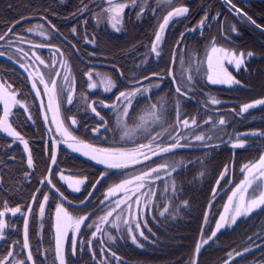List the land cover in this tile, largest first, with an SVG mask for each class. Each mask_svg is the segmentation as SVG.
<instances>
[{
	"label": "trees",
	"instance_id": "trees-1",
	"mask_svg": "<svg viewBox=\"0 0 264 264\" xmlns=\"http://www.w3.org/2000/svg\"><path fill=\"white\" fill-rule=\"evenodd\" d=\"M184 1L190 7L192 6L191 16L183 19V24L177 29H173V27L169 29L167 35L169 48L167 49L165 45L163 54L158 60H155L152 55L151 44L164 17L162 14L164 11L161 12L160 8L153 14L149 10L141 18L134 15L126 17L122 31L117 33L110 30L107 25L93 24L89 12L79 17L83 13L81 9L91 6V4L95 5L98 1L0 0V32L5 28L2 32L4 34L10 24L24 16L40 15L72 41L80 55L88 60V56L83 52L79 43L83 28L82 21L86 20L85 29L93 34L96 43L94 54L103 61L118 67L124 81L129 82L128 80L132 76L143 78L150 75L152 77L145 82H151L156 78L163 81L157 92H153L147 98L139 97L134 101L130 115L127 117L128 125L135 126L136 117L148 105L155 103L159 97L165 98V102L168 104L165 119L167 124H172L176 116L177 105H179L182 117L201 115L203 111L200 110V105L197 102L176 94L174 85L169 79L164 80L163 76L168 73L170 68L172 53L170 48L173 50L185 25L190 26V24L198 22L206 13L210 1L217 3L222 8L219 0H196V2L191 0L190 4L188 0ZM249 5L251 8L245 12L256 23L264 27V0L254 1ZM238 25L241 34L233 37L235 43L241 49L255 51L258 57L250 60L247 63V71L239 75L238 79L242 83V87L237 86L232 90L223 91L219 87L207 86L205 88L210 89L224 100L242 104L249 100L264 98V35L248 21ZM73 28L76 29L78 37L72 31ZM199 35V31H196L181 36L182 41L190 38L191 42L200 46L199 43L206 37L201 39ZM260 40L262 42H259ZM73 53L75 54L74 51ZM77 59L80 60L78 57ZM80 62L85 64L81 60ZM27 71L16 62L0 60V74L4 80L18 89L22 98L31 100L29 98L31 92L28 89L29 72L27 73ZM155 75L160 77H155ZM123 84L126 88L130 87L124 82ZM196 96L198 97V95ZM30 117L29 119V116L23 113L22 116L19 115V118L13 119L11 124L29 142L32 156L35 159V169L32 171L28 170L26 166V154L20 145L17 144L13 149H6L5 142L8 140H6V136H0V177H2L0 180V211L6 210L5 205L7 209L17 207L21 209L16 218L10 217V211L6 212L8 213L4 220L6 227L3 229V236L0 237V258L7 257L9 251L14 255L8 257L5 264H13L16 260H24L25 264H58L52 231V215L58 203L64 204L73 214L90 215L80 233L75 255L72 254V247L68 244L66 264H102V262L103 264H193L196 245L204 226L208 208L210 212L206 226L207 236L212 233L229 190L241 180L242 166L257 160L264 150V137L251 136L248 138V144L243 148L234 150L228 144L218 143L204 148L174 150L172 153L153 157L149 161L137 164L131 170L107 172L103 179H101V173H104V170L90 164L88 167L92 173L87 175L91 178L82 193L71 194L55 182L56 187L61 190L64 197H67L65 200L59 193L51 191L47 181L41 188L39 187L42 176L46 177L47 174H50L47 165L44 164L45 130L39 112L32 109ZM78 118L80 125L85 126V123L81 122H85V119L83 120L80 116ZM245 120L250 123L243 126L242 122L238 120L237 123H230L229 128L232 129V125H234L238 127L237 131L249 129L264 132V106L247 114ZM86 123L88 122L86 121ZM107 130L111 131L110 135L114 139L120 136L118 135L120 130L112 119H110ZM140 137L146 140L149 136L144 133ZM64 154L62 152V156ZM76 160L74 157L68 158L71 163H75ZM177 162H180L177 170L165 179L169 185L168 190L165 191L163 187L165 180H161L157 184L159 187L153 209L151 214L146 215L147 227L144 228L146 239L137 236L138 243H133L128 237L127 229L123 227L119 231L117 229L110 230L111 235L118 237L114 242L108 238H104L103 241L91 240L94 227L88 228L86 225L92 224L103 214L101 201L105 191L111 185L125 179L126 174L132 171L139 174L164 163L176 167ZM226 165L229 167V172L225 179L217 185V180L220 179V174ZM97 180H100L99 184H96ZM173 182L175 191L172 190ZM94 184L95 188H93ZM214 188L217 189L215 197H213ZM37 189L40 191L37 192ZM90 192L91 196H89ZM45 193H49L50 200L45 217L39 222V205ZM34 195L36 200H33ZM82 201L83 203H81ZM29 206L32 211L28 216ZM166 206L168 211L163 216L160 215ZM26 218L29 240L27 249L23 247ZM89 240H91V245L88 244ZM81 241H83V247H81ZM255 245L261 246L256 248ZM245 248H251L252 251L236 257L234 261L229 260L230 253L234 255L235 252H243ZM29 250L32 252V261L26 260ZM113 252L116 254L115 257L112 255ZM93 253H95V258H93ZM226 261L229 262L228 264H264V208L240 220L231 230L218 234L200 251L196 264H225Z\"/></svg>",
	"mask_w": 264,
	"mask_h": 264
},
{
	"label": "rangeland",
	"instance_id": "rangeland-1",
	"mask_svg": "<svg viewBox=\"0 0 264 264\" xmlns=\"http://www.w3.org/2000/svg\"><path fill=\"white\" fill-rule=\"evenodd\" d=\"M64 1V0H62ZM95 2L98 1L95 5L85 6L83 9V13L80 14L79 17L86 15L88 12L90 13V16L93 20V24L100 26V25H107L110 30L115 31L117 33H120L123 29V26L125 25L126 17L128 16H135L137 18H141L145 13H147L149 10L153 13H155L158 8H160V11L164 13L163 16H166L169 11H171L175 7H180L184 6L189 9L188 13L185 14L183 17L176 18L173 21H170L168 26L165 28V31L163 33V40L159 45L158 51L160 52V55L157 56L155 53L152 51V55L154 56L155 60L160 59V57L163 54V50L165 48V45L167 46V49L169 48V42H167V35L168 31L171 27L173 29H177L179 26L183 24V19H185L188 16H191V7L187 3H184L186 1L184 0H172V3L170 5H161L158 6L159 0H137L136 4H132L131 0H117V3H126L129 6L126 7L122 13L123 19L122 22L118 25L119 31H117L115 28L112 27V23L109 21L108 17L106 14L103 13V9L107 8L109 5L107 4L106 0H94ZM191 0H188V3L190 4ZM196 2V0H194ZM220 4H222V8L217 5V3L210 1L208 3L207 11L202 17L198 20L196 23L190 24V26L185 25L183 29V34H187L188 32H196L199 31L200 35L199 37L203 39L201 43H199L200 46L195 44L194 42L190 41V38L184 39L182 41V36L178 38L177 43L175 44L173 50H171V57H170V68L168 70V73L163 76L164 80L169 79L170 82L174 85V91L178 85L181 86V92L185 94H178L181 96H184L187 99L193 100L194 102H197L200 105V110L201 115H195L191 117H182L181 119H188L191 120L193 117L196 118L197 124L200 125L199 127H194L189 131H184V135L188 137L187 141H182V143H188L193 145L192 147H184V148H179V149H186V148H204L208 146H213L218 143L222 144H228L232 149V143L234 142L231 138L236 135V134H242V133H251V132H257L261 133L259 131H254V130H249V129H243L241 131H237L236 126L232 125V129L229 128L230 123L234 124L237 123L238 120L239 122H242L243 126H246L250 122L246 121V115L249 113H252V111L257 110L264 105H257L255 108L249 109L247 112L240 114V108L242 105L251 103L254 100H249L246 103L242 104H236L235 102L232 101H227L219 97L218 95L214 94L210 89L207 90L205 87H219L223 90H232L236 88L237 86L242 87V83L240 82L239 75H242V72L247 71V63L258 57V54L249 49H241L238 47V45L235 43L233 37L235 36H240V30H239V25L238 24H244L245 21H248L249 24H252L247 17H245L241 13H237L235 9L227 3L225 0H219ZM254 2V1H253ZM231 3L241 9L244 13L245 11H248L250 7V3L246 2H238V1H231ZM90 4V3H89ZM143 8V11L141 9ZM212 13V14H211ZM247 14V13H246ZM32 16V15H29ZM207 16L208 19L206 22L201 26L200 21ZM248 17H250L247 14ZM26 17V16H24ZM23 18V17H22ZM164 18V17H163ZM21 19V18H20ZM252 19V18H251ZM19 20V19H18ZM17 20V21H18ZM254 20V19H252ZM16 22V21H15ZM13 22L12 24H14ZM163 23V19L161 21ZM160 23V24H161ZM256 23V21H255ZM9 25V28L11 25ZM85 24L86 20L82 21V35L79 37V43L81 45V48L83 49V52L88 56V60L92 62H104L107 63L106 61H103L101 58L97 57L94 52L96 50V43L93 38V34L90 33L85 29ZM259 25L258 23H256ZM41 27H37V26ZM254 25V24H252ZM160 26V25H159ZM255 26V25H254ZM261 26V25H259ZM235 28L236 31H232V28ZM256 27V26H255ZM263 29L264 27L261 26ZM8 28V29H9ZM31 28L33 31L29 32L28 29ZM258 28V27H256ZM195 29V30H193ZM263 35L264 31L258 28ZM5 30V28L2 29ZM159 30V27L157 31ZM8 31V30H7ZM6 31V32H7ZM43 31L45 33L44 36L40 35V32ZM156 31V32H157ZM0 32V34H2ZM212 32V33H211ZM219 34V35H218ZM3 35V34H2ZM75 36L78 37V34H76L75 31ZM155 38V36H154ZM23 40V42H21ZM259 40V39H258ZM61 40L47 25H45L42 21L40 20H31V21H26L17 28H14V31H12L8 36L5 37L4 40H0V52H3L4 55L0 56L1 61L5 62H10V63H18L20 66L24 65L22 67L25 70H28V76H29V84H28V89L31 92V100H26L25 98H22L20 95V91L16 89L14 86H12L10 83L4 80L3 76L0 74V84L7 86H11V89L17 90V99H19L22 104H25L27 106V111L24 110L22 107H14L12 109L13 115L9 116L8 122L11 123L13 119L19 118V115L22 116L26 114V116H31V111L32 109L35 112H39L41 116L42 123L44 125V130H45V156H44V164L47 165L48 170L51 169V172L49 171V175L47 174L46 177L50 178L52 180V183L55 184V182L59 183L67 192L71 194H80L83 192V190L86 188V186L89 184L90 181V176L87 174L92 173V171L89 169L88 165L92 164L97 167L102 168L104 170V173L107 174V172H121V170H131L133 169L136 165L130 166L126 169H111L107 168L106 165H102L100 163H97L96 161L92 160L88 156L83 155V153L73 151L72 149H68V143H72L71 140H68L65 135H62L61 132L62 130H58V123L60 121L63 122V127L67 128L69 133H71L72 136L77 137L80 140H83L86 143H91L94 144L97 147H102V148H126V149H131L135 147L136 145L140 143L147 144L149 142L148 137L146 140L142 139L140 136L144 134L142 131H135L132 135L131 138H125L122 139L124 129L122 125L117 124V117L120 112V108H114L112 105L116 103V97L119 95V92L121 91H132L135 87H144L148 88L149 91L147 93H144L142 96H137V98H147L149 97L153 92H157L162 84L163 81H159V79L152 80L151 82H142L138 85L135 86H130L129 88H126L121 80V78L117 75L116 70L110 69V68H104V67H92L89 65H85L80 62V60L77 59L75 54L73 53V49L69 47V45ZM89 41H94V43H90ZM154 41V40H153ZM152 41V43H153ZM182 41V42H181ZM215 42V45L217 47H223L228 50H235L237 53L239 52H244L245 54L249 51L253 53V56L251 58H246L245 59V64L241 66L239 71L235 69L234 65H228L225 63L224 67L227 68V71L230 72L236 80H238L240 83L236 85H227V84H212L210 81L207 79V73H208V65H207V53L210 51L212 42ZM72 42V41H71ZM259 42H262L260 40ZM168 43V44H166ZM36 45H45L44 47H36ZM152 46V44H151ZM18 49H23V53L19 52ZM27 53V55H25ZM35 53L36 56H39L41 59L45 61V64L49 65L48 67H45V65H42L39 63L38 60L35 59V56L33 55ZM63 54V55H61ZM55 61V64L52 62ZM62 61L66 62V65H62ZM181 61H183V64H181ZM109 64V63H108ZM112 65V64H111ZM59 72L60 75L57 76L56 73ZM88 72H93V73H100L102 76H108L110 77L116 84V87L113 88L111 91H105V85L102 83H99L100 77L98 76H93V81H89L86 73ZM169 72L172 73V76L169 75ZM38 73L42 74L44 76V79L46 81H50L51 79H56L57 80V85L59 87H63L64 89V94L59 98V115L56 116V114L53 111H50L47 107L48 105V96L44 93V85L39 83L38 79ZM192 75L193 80L191 84L185 88L183 85L185 84V81L181 79V75ZM64 76H69V80H65ZM152 77V75H150ZM157 75H155L156 77ZM173 76H175V80H173ZM149 77V76H148ZM150 77V78H151ZM154 77V78H155ZM158 78L160 76H157ZM144 78V77H143ZM142 77L139 78L137 76H132L130 80H128V83H135L141 79ZM36 80L37 82V87L41 91V95L37 96L36 95V90L32 88V81ZM96 82L97 87L95 88H90L89 83ZM127 85V84H125ZM155 85H159V87H155ZM176 93V91H175ZM72 96V102L68 103L67 102V96L68 95ZM177 94V93H176ZM198 95V97L196 96ZM211 98H215L220 101L219 104L213 105L211 103ZM135 99V100H136ZM163 99L164 102V117H165V111L167 109L168 104L165 102V98L159 97L156 99L155 103L151 104H156L157 107H159L160 101ZM264 99V98H260ZM134 100V101H135ZM258 100V99H256ZM150 104V105H151ZM107 105V106H106ZM95 107L96 111L93 112L92 108ZM122 107V106H121ZM133 108V107H132ZM130 109V112L132 110ZM129 112V115H130ZM177 112V110H176ZM96 113H99L97 115ZM3 115V104L0 103V116ZM206 115V116H205ZM81 117L83 120L85 119V122L81 121L82 123H85V126L80 125V119L78 117ZM54 117L56 119V122H54ZM211 117L212 122H218L220 118H224L226 123L225 125H218L216 124V127H213V123H204L205 121H208L209 118ZM113 120V122L117 125V127L120 130V135L117 139L112 138L110 135L111 131L107 130L109 127L110 119ZM236 118V119H235ZM75 119L77 121L76 124H72L71 121ZM235 119V120H234ZM176 120V116L174 119V122ZM86 121L88 123H86ZM124 121L127 123V117H124ZM173 122V123H174ZM169 124H165L164 127H168ZM82 127V128H81ZM152 128L155 129V132H160L161 128L156 126V125H151ZM93 128H99V132H93ZM129 129H135V126H129ZM153 132L152 134H155ZM109 134V136H108ZM175 135V133H173ZM204 134L206 136L212 137L210 140H207L206 143L208 146H202L200 142H197L194 140V136L196 135H201ZM6 136V141L5 142V148L6 149H13L17 144L20 145L22 148L24 154H26V166L28 167V170L32 171L35 169V159L32 156V152L30 150V145L28 142V149L31 153L32 159H33V166L29 167L27 163V158L29 151H25L23 143L19 141H15L14 137H11L4 133L2 130H0V136ZM251 136H248L245 139V145L248 144V138ZM86 138V139H85ZM26 140V139H25ZM67 140V142H65ZM144 140V141H143ZM27 141V140H26ZM171 141L168 140L167 135L163 137V144L170 143ZM176 149V150H179ZM239 149L235 148L234 150ZM55 153L56 156V164H53L51 161V155L52 153ZM62 152L65 154L62 156ZM148 155H151L150 152L146 153ZM163 155V154H162ZM261 155H264V150L261 153ZM260 155V156H261ZM63 157V158H62ZM74 157L77 159L75 163H71L68 161V158ZM153 158V157H152ZM142 159V158H141ZM259 159V158H258ZM257 159V160H258ZM79 160V161H78ZM83 160V161H81ZM255 161L248 162L249 163H254ZM81 161V162H80ZM86 163V164H85ZM73 164V165H72ZM245 165V164H244ZM243 165V166H244ZM242 166V167H243ZM157 167V166H156ZM154 168V167H153ZM242 169V168H241ZM106 171V172H105ZM148 171V170H147ZM171 174L173 173L172 167L168 169ZM61 173L65 177H72L74 179H85V183L83 185H80L81 190L79 192L74 191L73 188L69 187V183L72 181H67L61 179ZM242 173V178L243 180L244 173ZM136 174L134 171L126 174L127 177L129 178L131 175ZM159 176L161 179L159 180H151L146 183H151L152 187L148 188L146 187L145 189H142L138 195H140V205L137 207L133 203V207L131 209V212L128 210H125L123 212L122 219H131L132 215H138V218L140 219L141 222V229L144 231V228L147 227V221H146V215L151 214V211L153 209V203L155 201V196L150 194V192L154 191L157 193L158 190V182L161 180H165L168 178V175H166L165 171H161L159 173ZM44 178V179H43ZM44 181V183H40V188L45 184V177L44 175L42 176L41 181ZM124 180V179H123ZM241 180L236 184L238 185ZM122 181V180H121ZM120 181V182H121ZM118 182V183H120ZM116 183V184H118ZM115 185V184H114ZM165 186H169L168 183L165 180ZM163 185L164 189L165 186ZM236 185L229 190L225 202L222 206L221 212L217 218L219 220V217L221 213L224 212V205L227 202V198L229 195H231L232 190L235 189ZM113 186V185H111ZM229 186V183L227 187ZM49 187L52 192L58 193L56 191V188H53L52 185L49 184ZM132 187V186H130ZM226 188V186H225ZM60 190V189H59ZM107 191V190H106ZM106 191L104 193V197L106 194ZM164 191V190H163ZM61 192V190H60ZM91 193V192H90ZM49 196L50 200V195L49 193H45ZM131 194V193H129ZM251 194V190L249 192ZM123 195V193H117L115 196L110 197L108 201H104V198L102 201L104 203H101L102 209H103V214H101L99 217H102L105 215L106 211L109 209L110 205L112 204L113 201H117L120 199V197ZM91 196V195H89ZM49 200L47 202L43 201L42 197V202L45 203V211L44 215L41 216L40 213H38V220L39 222L45 217L46 210L49 204ZM62 203H58L57 205H61ZM57 205L55 206V209L53 211V217H52V231H53V236H54V241H55V251H56V240H55V218H56V208ZM63 207L73 216L79 217V216H84V215H76L70 212L64 204H62ZM124 208V205L121 206V209ZM264 208V206H262ZM262 208L255 210L251 215L254 213L260 211ZM121 209H117L116 213H113L112 217H109V221L115 219V217L120 214ZM8 211L5 210V216H7ZM28 212V216L31 214V212ZM209 208L207 211V222L204 221V226L201 232V235L199 237L198 243L202 242V240L207 239L209 236L206 234V226L208 224L209 220ZM20 212L16 213L15 215L12 214V212L9 214L10 217L16 218L18 217ZM250 215V216H251ZM3 217L5 220L6 217ZM90 217V215H88ZM98 217V218H99ZM96 219L94 222L99 223L100 227L104 230V232L100 233L97 235L95 239L93 240H102L104 238H108V235L106 233L111 234L110 230L115 229L111 227V224H103L100 223L99 219ZM247 217H243L237 220L236 224ZM216 220V222H217ZM88 220L85 221V223ZM146 222V223H145ZM215 225L213 227V230H215ZM235 224V225H236ZM226 227L224 229H221L218 233L220 234L223 231L226 230H231L233 227ZM84 225L81 226V230L79 233H73L69 231L67 238L63 241V251H64V257L66 261V251L68 244L71 245L72 247V239L75 238L76 240V248L79 243V237L80 233L83 229ZM125 227L124 225H121V228ZM126 228V227H125ZM95 231V227H94ZM138 237H140L137 234ZM145 236V235H144ZM211 241H209L210 243ZM138 243V242H137ZM135 243V244H137ZM207 245V244H206ZM204 245L200 251L206 246ZM195 251L194 255V260L193 264L197 263V258L200 254ZM57 256V255H56ZM57 261L59 264V259L57 257ZM229 263V262H228Z\"/></svg>",
	"mask_w": 264,
	"mask_h": 264
},
{
	"label": "snow or ice",
	"instance_id": "snow-or-ice-1",
	"mask_svg": "<svg viewBox=\"0 0 264 264\" xmlns=\"http://www.w3.org/2000/svg\"><path fill=\"white\" fill-rule=\"evenodd\" d=\"M109 5L107 8L103 9V13L107 15L109 21L112 23V27L119 31L118 25L122 22L123 16L122 13L126 7L129 5L126 3H117V0H106ZM132 4H136L137 0H131ZM172 0H159L158 6L161 5H170ZM227 3L231 4V0H227ZM235 9V6L233 5ZM143 11V8L141 9ZM189 9L184 6L175 7L171 11L167 13L163 18V23L160 24L159 30L155 34L154 41L151 46V51L155 53L157 56L160 55L158 51L159 45L163 40V33L165 28L168 26L170 21H173L176 18L183 17L187 14ZM237 13H241V9H235ZM245 17H247L246 13H243ZM208 19L205 16L201 21L200 25L202 26L206 20ZM247 19L255 24V21L251 19V17H247ZM18 23V22H17ZM41 27V26H37ZM55 27L54 25L52 26ZM195 30V29H193ZM9 32L12 31L10 28ZM29 32L33 31V29L29 28ZM72 31L75 33L76 29L73 28ZM232 31H236L233 27ZM8 35V32H5L3 35H0V40H4ZM41 36H44L45 33L43 31L40 32ZM183 36V33L181 34ZM23 42V40H21ZM90 43H94V41H89ZM45 45H36V47H44ZM19 52L23 53V49H18ZM4 53L0 52V56H3ZM27 55V53H25ZM35 59L39 61L40 64L48 67L49 65L45 64V61L41 59L39 56H36L33 53ZM63 55V54H61ZM253 53L251 51L237 53L235 50H228L223 47H217L215 42H212L210 51L207 53V65H208V73L207 79L212 84H227V85H236L240 82L236 80V78L227 71V68L224 67L225 63L228 65H234L235 69L239 71L241 66L245 64L246 58H251ZM55 64V61L52 62ZM62 65H66L65 61L61 62ZM183 64V61H181ZM24 67V65H21ZM57 76L60 75L59 72L56 73ZM89 81H93V76L100 77L99 83L105 85V91H111L116 87L115 82L108 76H102L100 73L88 72L86 73ZM169 75L172 76V73L169 72ZM69 76H64V79L69 80ZM175 80V76L172 77ZM39 83L44 85V93L48 96V109L53 111L56 116L59 115V98L64 94L63 87H59L57 85L56 79H51L50 81H46L42 74L38 73ZM144 79H149V77H144ZM181 79L185 81L183 85L185 88L189 84H191L193 77L192 75H181ZM138 83V82H137ZM90 88L97 87L96 82L89 83ZM155 87H159V85H155ZM32 88L36 90V95L40 96L41 91L37 87L36 80L32 81ZM149 91L148 88L144 87H135L132 91H121L119 95L116 97V103L112 105L114 108H120L119 115L117 117V124L122 125L124 129L123 137L131 138L133 133L137 130L142 131L143 133H147L149 138V142L147 144L140 143L131 149L126 148H102L97 147L94 144L86 143L83 140L78 139L75 136H72L69 133L67 128L63 127V122L60 121L58 123V130H62L61 134L65 135L68 140H71L72 143H68V147L73 151L82 152L83 155L90 157L92 160H95L97 163L102 165H106L107 168L111 169H126L130 166L141 164L144 161H149L152 157L161 156L162 154L172 153L174 150L184 147H192L193 145L188 143H182V141H187L188 137L184 135V131H189L194 127H199L197 124V120L193 117L191 120L181 119V113L179 110V105H177L176 112V120L174 123L169 124L168 127H164L167 124V120L164 117V102L163 99L160 101L159 107L156 104H151L143 109L141 114L136 117L137 123L135 125V129H129L128 125L124 121V117L129 116L130 109L133 107L134 100L136 97L142 96L144 93ZM177 94H185L181 92V86L178 85L175 89ZM67 102H72V96L69 94L67 96ZM0 103L3 104V116H0V130H2L7 135L14 137L15 141H19L23 143L25 151H29L28 149V141H26L21 134L12 127V124L8 122L9 116L13 115L12 109L14 107H22L25 111H27V106L22 104V102L17 99V90L11 89V86L5 87V85L0 84ZM211 103L213 105L219 104L220 101L211 98ZM257 105H264V99H258L251 103H247L241 106L240 114L247 112L249 109L255 108ZM107 106V105H106ZM122 106V107H121ZM92 111L95 112V107L92 108ZM99 115V113H96ZM31 117L29 116V119ZM54 122L56 119L54 117ZM72 124H76L77 121L73 119L71 121ZM204 123H213V127H216V124L222 126L225 125L226 121L224 118H220L218 122H212L211 117L208 121ZM151 125H156L161 128L160 132H155V129L151 127ZM93 132H99V128H93ZM155 132V134H152ZM175 133V135L173 134ZM167 135V138L170 143L163 144V137ZM261 136L264 137V132L257 133H242L236 134L231 139L234 141L232 143V147L235 148H243L245 147V139L248 136ZM212 137L206 136L204 134L194 136V140L200 142L202 146H208L206 141L210 140ZM67 142V140L65 141ZM150 152L151 155L146 153ZM142 158V159H141ZM51 161L53 164H56V156L53 152L51 155ZM27 163L29 167L33 166V159L31 153L29 151ZM180 162H177L176 167H172V171H176L177 167H179ZM171 166L168 163L160 164L157 167L151 168L148 171L141 172L139 174H133L129 178H125L120 183L110 186L105 194L104 201H108L110 197L115 196L117 193H123L119 200L113 201L110 205L109 209L106 211L105 215L99 217L100 223L103 224H111V227L121 230V225H124L127 229L128 237L132 240L133 243H137V234L140 237H144V231L141 229V222L138 218V215H132L131 219H122L123 212L128 210L131 212L133 207V203L139 207L140 205V195L138 193L141 192L142 189L146 187L151 188V183H146L151 180H159L161 177L159 173L161 171H165L166 175L171 176V172L168 169ZM51 172V169H49ZM241 171L244 173V179L236 185L235 189L232 190L231 195L228 196L227 202L224 205V212L221 213L219 220L216 222L215 230L212 231L211 235L202 240V242L197 243L196 252L199 253L200 249L212 241L217 233L226 227H232L236 224L237 220L243 217H249L255 210L262 208L264 206V155H261L259 159L254 163L245 164ZM229 172V167L226 165L223 172L220 174V179L217 180V185L220 184V181L225 179ZM106 175V173H101V179ZM203 175V173H201ZM61 179L72 181L69 183V187L73 188L74 191L79 192L81 190L80 185L85 183V179H74L72 177H65L61 173ZM2 180V177H0ZM45 180L48 184L52 185L53 188H56V185L52 183V180L48 177H45ZM41 183H44L42 180ZM100 180L96 181V184H99ZM95 184L93 188H95ZM132 186V187H130ZM165 191L168 190V186H165ZM172 190L175 191V183L173 182ZM251 190V194H249ZM40 190L37 189V192ZM56 191L63 197L65 200L67 197H64V194L60 192L59 188H56ZM131 193V194H129ZM217 193V189H213V197H215ZM151 195H155L154 191L150 192ZM91 195V193H89ZM36 196H33V200H36ZM49 200V196L45 194L43 196V201L47 202ZM101 201V203H104ZM41 202L39 205V213L41 216L44 215L45 211V203ZM83 203V201L81 202ZM185 204L187 202H184ZM124 205V208L121 209V206ZM6 211L12 212L13 215L20 212L21 209L19 207L14 209H7L5 205ZM117 209H121L120 214H118L115 219L109 221V217L113 216V213L117 212ZM32 209L29 206V212ZM168 211L167 206L161 211L160 215H164L165 212ZM5 216V211H0V237L3 236V229L6 227L5 221L3 217ZM89 219L88 215L75 217L71 215L63 205H57L56 208V218H55V240H56V255L59 259V264H66L64 251H63V241L67 238L69 231L73 233H79L81 230V226L85 225V221ZM205 222H207V213L205 214ZM146 223V222H145ZM86 227L92 228L95 227V231L92 232V238L95 239L98 234L104 232V230L100 227L99 223L93 222L92 224H87ZM108 239L110 241H115L118 237H115L109 233ZM122 238V237H121ZM145 239L147 237H144ZM251 239V238H249ZM88 244L91 245V240L88 241ZM261 245H255L256 248H259ZM23 247L25 249L29 248V240H28V221L25 219V229H24V243ZM81 247H83V241H81ZM103 251V249H101ZM252 251L251 248H245L243 252H235V254H229V260L234 261L236 257L243 256L244 254ZM76 252V240L72 239V254L75 255ZM14 255L13 252L9 251L7 257L0 258V264H5V261L8 257H12ZM112 255L115 257L116 254L113 252ZM93 258H95V253H93ZM26 260L32 261V252L29 250ZM117 260L119 258L117 257ZM13 264H25L24 260H16ZM103 264V262H102ZM225 264H228L226 261Z\"/></svg>",
	"mask_w": 264,
	"mask_h": 264
},
{
	"label": "water",
	"instance_id": "water-1",
	"mask_svg": "<svg viewBox=\"0 0 264 264\" xmlns=\"http://www.w3.org/2000/svg\"><path fill=\"white\" fill-rule=\"evenodd\" d=\"M225 1H227V0H225ZM231 1H238V2H246V3H250V2H253V1H262V0H231ZM232 7H233V4L231 3L230 4ZM235 9H239V8H237V7H235ZM244 12L242 11L241 12V14H243ZM248 17V16H247ZM31 20H40V21H42L45 25H47L61 40H63L65 43H67L72 49H73V51L75 52V54H76V56L82 61V62H84L86 65H89V66H92V67H104V68H110V69H114V70H116L117 71V73H118V75H119V77L121 78V80H122V82H124L125 84H127V85H130V86H135V85H138V84H140V83H142V82H144L145 80H147V79H141V80H139V81H137V82H135V83H128V82H126V81H124V79H123V77H122V74H121V71H120V69L118 68V67H116V66H114V65H111V64H108V63H104V62H92V61H89V60H86V59H84L81 55H80V53L78 52V50H77V48H76V46L74 45V43L73 42H71L69 39H67L64 35H62V33L56 28V27H52L53 26V24L50 22V21H48L45 17H43V16H40V15H32V16H26V17H23V18H21V19H19L18 21H16L14 24H12L11 25V29H12V31L14 30V28H16L19 24H21V23H23V22H26V21H31ZM18 22V23H17ZM256 27H258V28H260L261 30H263L264 31V29L261 27V26H259V25H257L256 23L254 24ZM9 28V29H10ZM8 29V30H9ZM11 31V32H12ZM8 32V35L11 33V32H9V31H7ZM7 35V36H8ZM151 76H149V78H150ZM3 116V115H2ZM68 149H71V148H69L68 147ZM80 153H82V152H80ZM90 158V157H89ZM95 161V160H94Z\"/></svg>",
	"mask_w": 264,
	"mask_h": 264
}]
</instances>
